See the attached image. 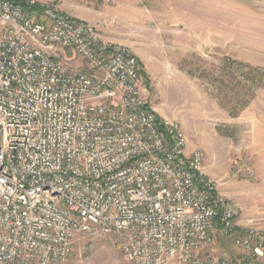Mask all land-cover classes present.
<instances>
[{
	"label": "built area",
	"instance_id": "2783aa9c",
	"mask_svg": "<svg viewBox=\"0 0 264 264\" xmlns=\"http://www.w3.org/2000/svg\"><path fill=\"white\" fill-rule=\"evenodd\" d=\"M65 1L0 0V264H69L88 233L120 234L133 264H264V228L148 104L138 57Z\"/></svg>",
	"mask_w": 264,
	"mask_h": 264
},
{
	"label": "rangeland",
	"instance_id": "374dc122",
	"mask_svg": "<svg viewBox=\"0 0 264 264\" xmlns=\"http://www.w3.org/2000/svg\"><path fill=\"white\" fill-rule=\"evenodd\" d=\"M61 7L131 48L148 104L181 124L188 150L203 152L204 172L240 203L239 223L264 228V0H66ZM207 7L215 18L234 15V24L225 20V32L201 37ZM241 160L254 168L252 179L231 176ZM121 244L117 233L81 234L69 264H133ZM212 252L244 255L220 236Z\"/></svg>",
	"mask_w": 264,
	"mask_h": 264
},
{
	"label": "crops",
	"instance_id": "0c3cea01",
	"mask_svg": "<svg viewBox=\"0 0 264 264\" xmlns=\"http://www.w3.org/2000/svg\"><path fill=\"white\" fill-rule=\"evenodd\" d=\"M201 1H202V3L207 4V5H209L211 3L213 4V3H222L223 2V0H201ZM208 9L209 8L207 7V10L204 13V16L201 18L202 19V21H201L202 32L200 34L201 37H203V36H207L208 37L209 34H212V35H214L216 33L220 34L218 32V30L222 29V28L219 27V26L220 25L225 26L226 25V21L225 20H227L229 23H232L231 25L234 24L233 23V21H235L234 15H232V14L231 15H228V14L226 15L225 12H224V13L220 14L221 16L218 17V15H217V17L215 18L214 16H212L213 14L210 13L211 11L210 12L208 11ZM210 15H211V17H210ZM230 17H232V18H230ZM214 21H216V31H212V29L214 28ZM237 29H238V26H237ZM222 30L224 31V27H223ZM224 32H222L221 35H224ZM233 33H235V32H233Z\"/></svg>",
	"mask_w": 264,
	"mask_h": 264
}]
</instances>
